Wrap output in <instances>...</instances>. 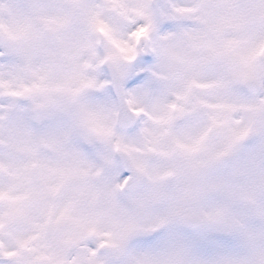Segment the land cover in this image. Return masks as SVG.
Here are the masks:
<instances>
[{
    "label": "snow or ice",
    "instance_id": "1",
    "mask_svg": "<svg viewBox=\"0 0 264 264\" xmlns=\"http://www.w3.org/2000/svg\"><path fill=\"white\" fill-rule=\"evenodd\" d=\"M79 7V0H0V59L32 71L41 96L7 129L10 151L0 159V172L9 177L0 187L5 217L23 214L25 201L59 195L58 218L79 222L81 205L97 198L85 181L90 165L81 150V124L62 118L68 108L55 98L59 91L75 97L79 88L46 83L57 59L76 52L72 24ZM177 11L196 24L183 31L189 46L202 52L192 64L223 65L222 88H247L250 95L264 89V0H192ZM219 107L223 119L211 115L207 128L175 140L151 163L134 161L138 191L130 207L117 203L115 189L105 193L110 264H264V139L247 142L264 137L255 120L264 101ZM237 107L249 111L248 122L211 135L217 125H228ZM17 151L26 155L17 157ZM96 223L95 216L82 223L79 238L96 232ZM84 259L105 264L94 253ZM53 264H63L56 254Z\"/></svg>",
    "mask_w": 264,
    "mask_h": 264
},
{
    "label": "clouds",
    "instance_id": "2",
    "mask_svg": "<svg viewBox=\"0 0 264 264\" xmlns=\"http://www.w3.org/2000/svg\"><path fill=\"white\" fill-rule=\"evenodd\" d=\"M79 3L72 24L76 52L57 59L46 83L79 88L75 97L59 91L55 98L68 108L61 117L81 124V150L90 165L85 181L97 198L81 205L79 222L58 218L59 195L25 201L24 213L12 218L4 216L8 202L0 200V264H17L21 259L23 264H53L54 254L63 264H85V256L93 253L110 264V238L103 235L109 230L105 193L115 189L117 203L130 207L138 191L134 161L151 163L175 140L207 128L211 115L223 119L225 109L219 105L264 101V89L250 95L247 88H222L218 81L226 76L223 65L191 63L202 52L189 46L183 31L196 24L177 9L189 7L192 0ZM0 65V81L6 82L0 85V159H5L10 151L7 129L28 115L41 96L32 87L37 83L32 71L11 66L7 58L0 59ZM26 87L32 91L25 92ZM249 115L237 107L228 125H217L211 135L221 134L226 127L244 126ZM255 120L264 130V112ZM261 139L251 136L247 142ZM8 181L7 173L0 172V187ZM93 216L97 217L96 232L80 239L81 224ZM3 252L15 255L6 257Z\"/></svg>",
    "mask_w": 264,
    "mask_h": 264
}]
</instances>
